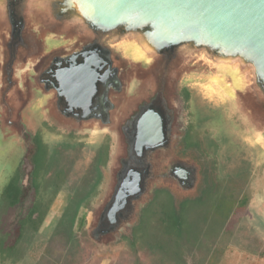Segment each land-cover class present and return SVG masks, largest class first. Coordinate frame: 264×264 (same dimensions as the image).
<instances>
[{
  "label": "water",
  "instance_id": "water-1",
  "mask_svg": "<svg viewBox=\"0 0 264 264\" xmlns=\"http://www.w3.org/2000/svg\"><path fill=\"white\" fill-rule=\"evenodd\" d=\"M41 57L48 59L31 81L46 118L100 129L110 117L115 129L113 185L88 230L99 244L131 225L155 176L157 150L170 148L173 116L165 87L171 71L218 74L239 107L262 120L258 134L264 137V0H0L6 94L13 95L15 82H25ZM131 65L161 72L153 98L136 77L122 76ZM110 88L119 93L108 97ZM31 100L20 116L28 128ZM2 121L0 115L1 135L21 137ZM168 174L184 189L196 186L197 169L184 161L169 166Z\"/></svg>",
  "mask_w": 264,
  "mask_h": 264
},
{
  "label": "rangeland",
  "instance_id": "rangeland-1",
  "mask_svg": "<svg viewBox=\"0 0 264 264\" xmlns=\"http://www.w3.org/2000/svg\"><path fill=\"white\" fill-rule=\"evenodd\" d=\"M189 69L190 74H186ZM189 69L182 76L181 85H187L194 93L200 92L206 96L203 100L207 104L219 106L223 111L205 119L207 127H210L220 143L219 147L212 148L218 157L214 172L207 174L204 165L199 186L197 187V179L196 186L192 189L161 182V179L154 176L147 194L136 206L131 225L117 234L108 235L100 244L90 237L88 230L96 222V217L109 197L113 185L115 174L111 160L115 134L113 131L94 128L73 131L66 128L68 124L46 118L40 105V97L31 90L28 131L36 137L32 145V155L28 152L26 169L18 171L25 155V145L20 135L18 136L17 132H7L5 135L0 133V200L3 190L14 176L17 182L11 207L0 209V238L4 240V245L7 247L14 244L19 237L22 220L26 218L28 223L37 221V216L32 220L29 217L35 202L41 203L40 209L46 215L38 224L36 242L32 246L29 245L24 253L10 252V248L1 252L0 248V264H35L49 245L53 257L48 256V260L59 259L58 264H158L157 256L146 252L136 236H145L150 224L159 220L165 205L180 211L185 200L192 202V206L197 208L203 204L205 215L209 212L210 214L202 226V235L193 232L192 217L187 219L192 228H189L188 238L192 248H186V251L183 250L177 255L181 256L183 262L264 264V197L261 190L264 137L241 115L238 96L235 93L233 95L223 79H218V74L198 72L195 67ZM131 79L133 78L130 77V81ZM37 144L39 150L42 147L46 149L42 163L36 160L37 156L34 155ZM242 145L248 146L247 149L243 150ZM101 154L104 159L98 162ZM247 157L251 164L249 175L235 182L247 192L246 206L236 210L231 216L228 215L226 204L220 206L219 212L216 207L212 209L214 202L217 205L218 197L233 191V186L225 183L224 190L227 191L222 190L219 195L217 190L211 188V178L217 176L218 180H222V176L245 172L248 163L244 159ZM97 164L100 170L99 180ZM194 167L198 173V167ZM72 195L78 199L88 197L80 208L74 227L80 250L75 261L68 263L63 255L67 250L64 240L59 237L51 241L50 238ZM214 209L217 213L215 217L212 214ZM135 242L137 244H132ZM194 246L199 250L193 248ZM210 246L208 252L207 248ZM173 247L178 253L175 243ZM206 251L209 256L204 259L202 256ZM168 262L174 264L171 260Z\"/></svg>",
  "mask_w": 264,
  "mask_h": 264
},
{
  "label": "flooded vegetation",
  "instance_id": "flooded-vegetation-1",
  "mask_svg": "<svg viewBox=\"0 0 264 264\" xmlns=\"http://www.w3.org/2000/svg\"><path fill=\"white\" fill-rule=\"evenodd\" d=\"M36 53L34 54V52L31 51L30 56L36 55ZM47 59L48 57H41L40 63L35 65L32 71L27 72L25 76V82H23L22 84L20 82H15L12 89L13 95L10 94V92L6 94L7 86L5 85V81L4 84L0 86V109H2V113L0 115L3 119L2 123L4 125H8V129L14 127L16 130H18L25 145V155L23 157L24 162H22L18 171L20 169H26V165L28 162V152L32 155L31 150H34L32 145L34 144V140L36 137V135L32 136L31 132L28 131V127L22 122L20 117L21 111L30 101L32 96L31 90L34 87V84L31 80L33 77H35V73L40 70L41 66L45 64ZM3 67H5V64ZM187 70L188 69H176L171 71L167 76L165 96L168 102V109L173 116L172 139L170 148L167 151L161 149L157 150V169L155 170V176L158 179H161V182H166L173 186L179 185L177 180L168 174V169L169 166L174 164L176 161L181 160L186 162L190 166L198 167V187L199 182L202 178L201 170L203 169L204 165H206L205 167L207 174L214 172L216 160L218 159V157L212 148L220 146V143L218 142V139L214 136L213 131L210 130V127H207L205 119L212 117L215 114L217 115L218 113H223V111L219 108V106L207 104V102L203 100V97L205 98L206 96L201 95L200 92L194 93L187 87V85H181V78ZM188 71H191V69H189ZM122 76H127V78L129 79L130 77L133 79H135L134 77H136L137 85H140V89H143V93L151 96L152 98L155 96V94H157L159 88L161 87L162 74L156 69L144 70L140 67H127L122 71ZM133 79H131V81H133ZM126 84H128V82H126L124 79V91L127 88ZM117 93L119 92H116V90L110 88L107 92V96L112 97V95H117ZM240 107V113H242L241 115L245 117V119L249 122L252 127L255 128V130L259 131L261 123L260 121L262 120L256 116H248L247 112L244 109V106L240 104ZM111 109V107L108 108L109 116L111 114ZM110 124L111 121L109 117L108 120L103 122V124L100 126V130L105 129L108 131H114L115 129L110 128ZM66 128L73 131H81L83 127L80 124H74L70 125V127L69 125H67ZM117 130H119L120 132L121 127H118ZM246 147L248 146L242 145L243 150L247 149ZM45 151L46 149H43V147L39 150L37 144V147L34 151V155L37 156L36 160L38 159L40 163H42V160L45 156ZM244 161L248 163V169L245 170V172L229 174L225 177L222 176V180H218L216 176V179L211 178V180L213 182H217L221 186H225V183L227 185L233 186V192L235 194H238L240 198H246L248 202V195L245 189L242 186H239V183H235L237 181L243 180V178L245 179L249 175L248 172L250 171L251 165L249 157L245 158ZM262 170L263 174L261 177V190L264 197V167ZM14 181L16 182L15 176L5 187V189L3 190V194L9 184ZM37 202H35V204ZM11 205H8L7 208H10ZM2 207L0 205V209ZM40 207H42V205L39 206V210L41 211ZM33 209L34 206L32 208V211ZM34 213V216H36L38 211H35Z\"/></svg>",
  "mask_w": 264,
  "mask_h": 264
},
{
  "label": "trees",
  "instance_id": "trees-1",
  "mask_svg": "<svg viewBox=\"0 0 264 264\" xmlns=\"http://www.w3.org/2000/svg\"><path fill=\"white\" fill-rule=\"evenodd\" d=\"M103 154V153H102ZM101 157L98 160V162L103 161L104 156ZM99 164V163H98ZM96 166V171L98 174L97 180L100 178V170L99 165ZM97 182V181H96ZM98 183V182H97ZM96 185V183H95ZM214 188L219 193H222V190H224L225 186H221L217 182H213L211 184V188ZM212 188V189H213ZM16 189V182H11L9 186L6 188L2 200L0 202L1 207L7 208L8 205H11L13 200L12 197H14L13 193ZM230 189V186L228 187ZM227 191V190H224ZM91 193V192H90ZM89 193V194H90ZM88 194V196H89ZM220 195V194H219ZM87 196V197H88ZM86 197V198H87ZM78 199L77 197L73 196L70 198L69 202L65 206L61 216L58 219L57 224L55 225V228L53 230V234L50 238L52 241L54 238H62L66 244L67 250L63 253L65 260L69 262L75 261L79 250H80V242L75 232V223L76 220H78V214L80 211V208L83 206L85 199ZM192 202H188L187 200L183 201L180 211L172 206L165 205L162 209L161 216L159 220L156 223H151L149 226V229L146 231L145 236L140 237L139 235L136 236L137 240L142 242L143 249L146 250V252L153 253L158 258V264H169L168 261H173L174 264H187L186 262H183V260L178 257L182 251H186V248H192L190 242H189V228L188 220L190 217H192L193 224L192 229L193 232L197 235H202L203 232V225H205L208 215L210 212L205 215V208L204 205H199L200 207L197 208V206H192ZM213 204V202H212ZM226 204L227 211L229 212L228 215L231 216L232 213L235 214L236 210H241L243 207L247 204L246 198H240L238 194H235L233 191H229L225 194H221L217 199V205L211 206V208H215L217 211L220 210V206ZM40 202H37L34 205V209L30 214V219H35L34 212L38 211L36 216L38 217L37 221H32L31 223H28L29 220L21 221L20 224V230H19V237L16 239L14 244L10 246L4 245V240L0 238V247L3 252L4 249L10 248L11 251H18L20 253H24L29 245L32 246L36 242L35 234L38 232V224L43 221L44 216L46 213L39 210ZM204 209V210H203ZM212 210L213 217H215L216 211ZM226 211V212H227ZM219 212V211H218ZM219 216V215H218ZM212 218V217H210ZM213 219V218H212ZM26 243V246H25ZM175 243V248H177L178 253H176L173 245ZM137 244V242L132 243ZM65 248V249H66ZM195 249H198V247H193ZM211 249V246L207 248V251ZM206 251V254L202 256L204 259L209 256V253ZM180 252V254H179ZM53 251L51 246H47L45 248V251L43 255L37 259L35 264H58L59 259H53L48 260L49 258L53 257ZM178 255V256H177ZM203 255V252H202ZM173 257V258H172ZM174 259V260H173ZM55 261V262H54ZM54 262V263H53Z\"/></svg>",
  "mask_w": 264,
  "mask_h": 264
}]
</instances>
